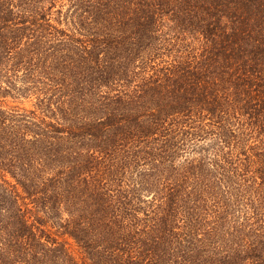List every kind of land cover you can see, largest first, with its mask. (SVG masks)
I'll return each instance as SVG.
<instances>
[{
	"label": "trees",
	"instance_id": "obj_1",
	"mask_svg": "<svg viewBox=\"0 0 264 264\" xmlns=\"http://www.w3.org/2000/svg\"><path fill=\"white\" fill-rule=\"evenodd\" d=\"M0 264H264V0H0Z\"/></svg>",
	"mask_w": 264,
	"mask_h": 264
},
{
	"label": "rangeland",
	"instance_id": "obj_2",
	"mask_svg": "<svg viewBox=\"0 0 264 264\" xmlns=\"http://www.w3.org/2000/svg\"><path fill=\"white\" fill-rule=\"evenodd\" d=\"M33 102L34 99L32 100H27V99H20L19 101H9L8 105H18V106H22L23 108L26 109H33ZM68 242L70 243V248L76 253L77 252V248L75 246V244L72 242V240H68Z\"/></svg>",
	"mask_w": 264,
	"mask_h": 264
}]
</instances>
